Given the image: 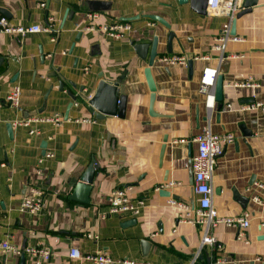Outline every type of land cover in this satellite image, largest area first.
<instances>
[{
    "label": "crops",
    "instance_id": "crops-1",
    "mask_svg": "<svg viewBox=\"0 0 264 264\" xmlns=\"http://www.w3.org/2000/svg\"><path fill=\"white\" fill-rule=\"evenodd\" d=\"M87 1L0 0L11 25L50 23L58 34L54 39L48 33H0V243L48 249L50 258L41 264H93L72 259V248L83 255L106 253L112 264H264V112L242 110L252 101L264 103V0L237 20L235 37L242 42L228 44L221 65L214 45L227 26L233 30L227 16L207 9L199 13L190 1L98 0L110 3L102 12L90 11ZM90 13L97 17L89 18ZM148 16L164 19L171 28ZM126 23L131 29L120 39L103 30ZM171 32L175 38L168 53ZM155 37L159 43L151 68L156 85L151 105L145 71ZM174 54L209 59L193 61L190 75L188 66H165L158 60ZM218 68L224 99L211 110L199 88L204 70ZM121 78L122 94L128 98L125 118L98 119L87 100L101 81ZM247 83L259 86H239ZM14 86L22 90L19 113L6 103ZM70 92L78 106H71ZM56 113L69 114L62 127L33 125L37 133L31 135L29 128L12 126L9 134L8 125L17 118ZM210 120L214 133L236 138L216 160L213 206L222 217L248 214L250 220L247 229L220 225L212 231L221 250L202 249L204 227L183 222V209L169 203L175 199L192 210L197 206L191 160L198 146L193 140ZM241 128L251 134L245 136ZM93 163L97 169L90 204L82 205L70 196L74 182ZM38 183L44 187L42 209L33 215L20 212L28 187ZM119 188H131L133 202H142L137 216L109 214L108 197ZM235 193L250 199L246 209ZM132 220L136 223L126 224ZM5 261L35 264L29 254H0V263Z\"/></svg>",
    "mask_w": 264,
    "mask_h": 264
},
{
    "label": "built area",
    "instance_id": "built-area-1",
    "mask_svg": "<svg viewBox=\"0 0 264 264\" xmlns=\"http://www.w3.org/2000/svg\"><path fill=\"white\" fill-rule=\"evenodd\" d=\"M243 0H209L207 10L212 15L227 16L234 20L238 13L243 10ZM88 17L94 19L97 14L90 13ZM95 30L93 26L89 28ZM131 29L130 24H115L109 27H104L103 30L113 38L120 39L125 36V33ZM0 33H6L13 36L26 37L30 34L48 33L53 36L54 39L58 37L57 31L48 23L46 26L32 25V26H16L11 25L8 18L1 16L0 18ZM234 42H242V39L231 35V27H226L216 38V44L214 50L219 53L220 65L225 60V54L228 44ZM206 56H186V55H163L158 60L165 66H188L190 61L208 60ZM219 76L218 69H205L201 79L199 91L207 98V107L211 110L215 109L216 97L215 87L216 81ZM240 87H258V84L247 83L241 84ZM21 96L22 90L18 86H14L6 97V103L15 110L16 113L22 111L21 108ZM78 106L77 102L74 104ZM231 108V105L227 106ZM262 109L264 112V103H251L247 106H243L242 110H256ZM68 119L62 114L56 113L51 116L35 115L28 118H17L11 122L13 127H25L29 128V133L34 135L37 133L32 128L33 125L49 124L55 127H62ZM77 122L92 123L91 120H78ZM235 136L229 134H216L212 130L211 120L203 128L202 132L194 138V142L198 146L197 153L192 157V170L194 178V191L198 196L197 206L192 210L190 206L183 205L175 199L169 201L170 205L174 208H182L184 211L183 222L193 223L196 226H203L204 233L202 236V249L205 246L215 247L217 250L222 249V245L219 244L217 238L213 236L212 231L220 225H226L228 227L247 229L250 226L249 215L245 214L241 217H222L213 206L214 189L212 186L214 172L216 167V160L223 155L225 148L235 142ZM185 142V141H183ZM43 160H39L41 165ZM37 175L40 179H44V171L42 169L37 170ZM131 188H119L114 190L108 197L109 214H125L130 216H137L140 213L139 206L142 202L134 203L129 196ZM43 195L44 187L38 184H32L28 187V193L24 196L19 210L23 213L37 214L43 207ZM88 239L97 240V236L87 234ZM0 254H13L15 256H22L29 254L35 259V264H41L45 259L50 258V251L48 249H37L32 247H26L24 249L18 248L12 245L9 241L0 243ZM70 257L76 260H85L93 264H112V259L102 252L95 254L83 255L79 249L72 248L70 250ZM123 264H139L133 261H123ZM216 261V264H219ZM0 264H13L11 262H4Z\"/></svg>",
    "mask_w": 264,
    "mask_h": 264
},
{
    "label": "water",
    "instance_id": "water-1",
    "mask_svg": "<svg viewBox=\"0 0 264 264\" xmlns=\"http://www.w3.org/2000/svg\"><path fill=\"white\" fill-rule=\"evenodd\" d=\"M191 3L192 8L199 12L203 13L206 11L208 7V1L209 0H179L180 4H186L187 2ZM87 4L89 6L90 11L92 12H102V11H107L108 8L110 7V3L108 2H103V1H98V0H88ZM258 5V0H245L244 5H243V11L239 13L236 18L232 21V27L233 30L231 32L232 36L236 35V22L238 19L243 17L244 15L251 13L252 9ZM0 13H2L6 17H11L10 13L8 10L0 8ZM149 19L156 21L166 27L167 29H170V25L162 18L158 16H148ZM135 18H123L124 21L130 22L133 21ZM175 38L174 33H170L168 36V53H172V42ZM79 39V38H78ZM158 43L159 39L158 37H155L153 40V44L151 47V54H150V59H149V68L146 69L145 75L146 79L148 82V86L150 91L153 93L152 96V102L151 105L154 103V98H155V92H156V85L154 83L152 73H151V68L154 66L156 59L158 57ZM148 49V46H143V49L146 50ZM139 55L143 58L146 59L144 54ZM4 63V58H0V69ZM188 68L190 71V75L193 73L194 69V62L190 61L188 64ZM121 81L122 78L112 82V81H101L99 83L98 89L96 94L93 96L88 101V104L91 108V110L95 113L96 117L98 119H103L106 116H117L119 118H125L126 116V108H127V103H128V98L126 95L122 94V86H121ZM61 91L64 90V84H60ZM74 87V86H73ZM75 88V87H74ZM84 89H82L83 93ZM71 96L72 100L74 101L71 106L74 105V103L77 101V98L73 93H69ZM215 97H216V102L222 103L224 99V77L219 75L216 81V87H215ZM85 99V98H83ZM254 103V101H252ZM222 109V104L219 105L218 111ZM152 110V108H151ZM69 114H66L65 118L68 119ZM8 131L9 134L12 135V124L8 125ZM241 131L245 136L250 135L251 132L246 130L245 128H241ZM46 146V144H45ZM44 146V147H45ZM165 147L163 148L162 155L164 153ZM192 161V160H191ZM96 169L97 166L95 163L91 164L89 168L86 170L84 175L80 178L79 181L74 182V192L72 196H70V199L78 202L82 205H88L90 204V195L93 190V183H94V178L96 175ZM193 173V170H192ZM191 183L193 184V178ZM235 198L236 200L241 204V206L246 209L247 206L250 203V199L242 197L235 193ZM131 223H136V220H132L127 222L126 224H131Z\"/></svg>",
    "mask_w": 264,
    "mask_h": 264
}]
</instances>
